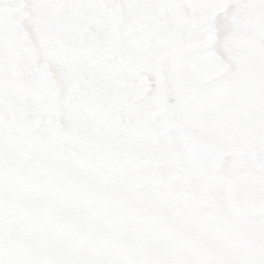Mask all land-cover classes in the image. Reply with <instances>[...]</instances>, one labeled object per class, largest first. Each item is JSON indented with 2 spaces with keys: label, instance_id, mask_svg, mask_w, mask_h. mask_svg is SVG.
<instances>
[{
  "label": "snow or ice",
  "instance_id": "1",
  "mask_svg": "<svg viewBox=\"0 0 264 264\" xmlns=\"http://www.w3.org/2000/svg\"><path fill=\"white\" fill-rule=\"evenodd\" d=\"M0 264H264V0H0Z\"/></svg>",
  "mask_w": 264,
  "mask_h": 264
}]
</instances>
